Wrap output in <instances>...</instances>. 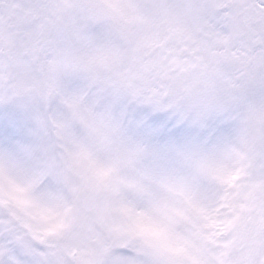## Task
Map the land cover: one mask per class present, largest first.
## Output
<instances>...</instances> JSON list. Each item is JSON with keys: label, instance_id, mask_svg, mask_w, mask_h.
Listing matches in <instances>:
<instances>
[{"label": "snow or ice", "instance_id": "6c2138e0", "mask_svg": "<svg viewBox=\"0 0 264 264\" xmlns=\"http://www.w3.org/2000/svg\"><path fill=\"white\" fill-rule=\"evenodd\" d=\"M0 264H264V0H0Z\"/></svg>", "mask_w": 264, "mask_h": 264}]
</instances>
